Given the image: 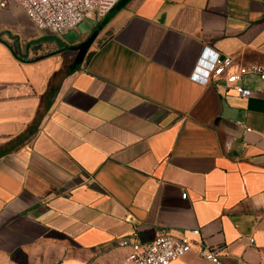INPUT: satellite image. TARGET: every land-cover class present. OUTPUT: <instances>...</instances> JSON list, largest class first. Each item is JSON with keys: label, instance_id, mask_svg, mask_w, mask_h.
I'll return each instance as SVG.
<instances>
[{"label": "crops", "instance_id": "obj_1", "mask_svg": "<svg viewBox=\"0 0 264 264\" xmlns=\"http://www.w3.org/2000/svg\"><path fill=\"white\" fill-rule=\"evenodd\" d=\"M16 14L0 18V264H126L134 233L191 241L173 264H212L200 246L264 264V81L244 77L243 98L191 79L204 49L264 66V0H120L81 65L91 33L69 45L27 17L36 34L16 33Z\"/></svg>", "mask_w": 264, "mask_h": 264}, {"label": "built area", "instance_id": "obj_2", "mask_svg": "<svg viewBox=\"0 0 264 264\" xmlns=\"http://www.w3.org/2000/svg\"><path fill=\"white\" fill-rule=\"evenodd\" d=\"M34 27L42 32L63 37L87 19L99 21L105 18L120 0H14ZM0 8H6L1 3ZM246 76L257 77L264 81V66L253 65L234 70L233 61L222 59L220 55L204 49L191 79L207 85L224 78L226 88L233 90L243 98H249V90L241 86ZM186 198V195H183ZM199 234V231H194ZM121 247L129 248L126 264H173L193 251V244L185 238L161 236L148 243L139 241L134 233L121 242ZM198 257L212 264H219L216 249L200 246Z\"/></svg>", "mask_w": 264, "mask_h": 264}, {"label": "water", "instance_id": "obj_3", "mask_svg": "<svg viewBox=\"0 0 264 264\" xmlns=\"http://www.w3.org/2000/svg\"><path fill=\"white\" fill-rule=\"evenodd\" d=\"M97 22L91 19H87L85 22L80 24L76 30H73L63 36V39L69 44L73 45L78 43L82 37L87 36L89 33L91 35L82 43H80L77 48V56L75 59L76 65H81L90 50L91 46L94 44L96 38L99 35L100 29L96 28Z\"/></svg>", "mask_w": 264, "mask_h": 264}, {"label": "rangeland", "instance_id": "obj_4", "mask_svg": "<svg viewBox=\"0 0 264 264\" xmlns=\"http://www.w3.org/2000/svg\"><path fill=\"white\" fill-rule=\"evenodd\" d=\"M6 3V8L0 10V18L2 15H10L14 12V10L16 11V33H20L21 31H25L29 34H31L32 36H34L36 34V30L34 28L31 27V24L29 23V21L26 19V17H22L20 16L19 12L20 9L18 7V5L15 3L14 0H0V4L1 3ZM4 22H0V25H3ZM30 25V27L28 25Z\"/></svg>", "mask_w": 264, "mask_h": 264}]
</instances>
